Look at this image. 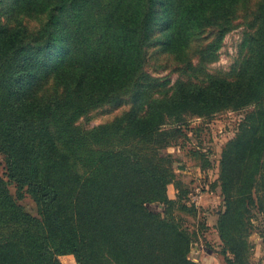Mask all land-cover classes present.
<instances>
[{
  "label": "trees",
  "instance_id": "obj_1",
  "mask_svg": "<svg viewBox=\"0 0 264 264\" xmlns=\"http://www.w3.org/2000/svg\"><path fill=\"white\" fill-rule=\"evenodd\" d=\"M10 1L21 12L37 14L42 24L30 42L22 22H2L0 6V154L7 178L33 199L41 219L20 213L0 176V264H60L54 255L67 253L77 264H205L188 257L191 238L173 215L186 209L181 202L189 192L174 182L171 160L155 151L137 158L121 147H105L91 158L84 148L91 133L73 126L76 113L61 116L67 110L85 114L94 100L117 97L120 72L132 75L143 63L138 55L151 21H164L167 45L177 22L178 28H209L208 45L216 46L228 16L224 8L237 0ZM254 22L256 31L244 41L250 54L234 80L208 74L201 83L177 81L167 96L148 97L143 114L128 112L125 124L127 134L141 135L167 119L180 123L186 113L209 116L225 107L254 106L223 147L214 181L223 208L215 228L223 254L231 255L227 264H247L250 220L264 218V0ZM69 41L90 50L106 43L112 61L85 71L70 56ZM52 46L61 60L65 51L69 57L57 74L71 98L52 95L42 104L34 84ZM72 146L86 157L81 168L70 161ZM169 184L175 199L167 195Z\"/></svg>",
  "mask_w": 264,
  "mask_h": 264
},
{
  "label": "rangeland",
  "instance_id": "obj_2",
  "mask_svg": "<svg viewBox=\"0 0 264 264\" xmlns=\"http://www.w3.org/2000/svg\"><path fill=\"white\" fill-rule=\"evenodd\" d=\"M1 1L2 22H22L26 26V39L33 42L32 38L38 33L42 19L35 13L21 12L17 6H11L10 0ZM260 1L237 0L227 4L224 8L228 14L225 26L216 46L211 47L208 44L212 36L207 33V27L192 25L178 28V23L175 22L177 31L185 35L178 38L175 31L171 45H176L173 48L167 45L170 44L166 39L169 29L164 26V21H151L147 39L138 55L143 63L138 66L139 69L131 71L132 75L127 69L120 72L114 81V88L118 90L117 97L112 100H94L85 114L78 115V112L67 110L61 116L65 119L76 113L77 116L71 118L73 126L79 131L91 133L92 139L84 147L91 150L88 154L91 158H96V154L101 150L103 152L105 147H121L135 154L137 158L155 151L159 157L171 160L167 165L174 182L182 183L189 192L187 200L181 202L186 209H175L173 215L191 238L188 257L201 259L205 264H227L225 258L231 256L228 251L223 254L222 242L215 228L223 208L219 187L215 186L214 181L223 147L235 134L244 114L254 106L234 110L225 107L209 116L186 113L180 123L167 119L165 124L153 132L141 135L126 133V119L130 111L143 114L148 97L170 94L177 81L201 83L208 74L224 77L228 81L234 80L242 61L250 54L248 44L244 41L249 38V33L256 31L254 17ZM216 31L215 27L214 34ZM67 48L70 49V56L76 55L77 64L82 62L85 71L101 70L102 66L112 61L113 52L106 43L100 44L97 50H90L88 46L77 48V44L69 41ZM58 50L57 46L49 47L44 54V61L39 65L34 89L42 104L52 95L65 97L70 102L71 96L62 91V83L57 74L58 70L67 66L69 57L65 51L61 60ZM70 88L71 85L66 89ZM135 90H140L139 94ZM84 102L87 101L84 99ZM180 136L183 137L178 139ZM72 147L75 155L71 153L70 161L77 168H81L86 157H81L77 149ZM5 163L0 154V176L7 183V191L13 203L19 207L20 213L40 220V213L33 199L7 178ZM167 195L171 199L176 198L177 192L173 184L167 186ZM250 222L252 227L246 238V262L264 264V218L258 216ZM54 257L60 264H77L69 253L56 254Z\"/></svg>",
  "mask_w": 264,
  "mask_h": 264
},
{
  "label": "crops",
  "instance_id": "obj_3",
  "mask_svg": "<svg viewBox=\"0 0 264 264\" xmlns=\"http://www.w3.org/2000/svg\"><path fill=\"white\" fill-rule=\"evenodd\" d=\"M220 194V193H219ZM259 216H261V215H259ZM203 261V260H202Z\"/></svg>",
  "mask_w": 264,
  "mask_h": 264
}]
</instances>
